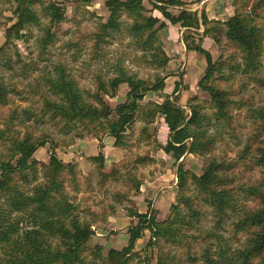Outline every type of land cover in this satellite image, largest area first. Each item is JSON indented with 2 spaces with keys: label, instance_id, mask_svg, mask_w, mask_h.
Instances as JSON below:
<instances>
[{
  "label": "trees",
  "instance_id": "obj_1",
  "mask_svg": "<svg viewBox=\"0 0 264 264\" xmlns=\"http://www.w3.org/2000/svg\"><path fill=\"white\" fill-rule=\"evenodd\" d=\"M76 1L90 5L93 0ZM13 2V22L0 46V67L2 63L11 66L10 46L24 37L22 32L30 25L43 28L42 17L49 19L41 38L46 48L56 37L53 26L66 19L65 7L57 0ZM191 4L185 0H106L109 16L93 34L100 49L107 36L125 30L139 50L151 54V64L163 68L170 57L159 31L168 20L185 29L186 49L203 54L207 61L199 86L208 92L209 101L193 102L198 99L195 96L185 108L179 103L180 82L176 81L171 95L163 102H150L144 112L147 123L161 115L169 128L162 148L177 162L178 194L169 216L159 220L158 209L149 205L140 212L127 193L117 192L119 203H129L124 204L128 215L137 219L129 226L128 243L121 249L111 248L104 254L101 244H90L95 230L92 223L81 220L80 212H99L93 205L81 210L72 193L78 190L77 163L65 162L56 152L59 144L47 135L36 137L25 122L36 116L38 125L48 120L66 132L80 127V138L93 133L99 139V152L87 159L97 165L101 180H108L116 174L106 170L104 136L114 137L115 146H122L143 111L141 101L147 93L163 90L167 76L149 81L118 63L110 76L98 74L96 88L91 90L82 88L62 64L28 89L12 87L0 75V106L12 104V93L38 105L12 110L0 123V264H132L140 255L136 244L147 230L151 232L147 245L157 247L156 264H264V104L238 98L234 92L238 74H247L264 86V77L258 75L264 63V0H234V13L227 19L210 18L205 9L194 11ZM207 36L222 50L217 60L203 46ZM235 51L240 52L241 61L235 59ZM218 78L224 83L232 80L230 88L217 84ZM122 84L129 86L126 100L113 107L106 96H115ZM237 107L247 109L251 126L243 147L235 157L227 158L216 152L224 144L229 148L225 134L239 141L241 125L233 113ZM49 143L50 157L45 163L35 153ZM187 154L205 157L201 174L185 167L182 158ZM140 183L135 182V194L140 193ZM204 205L212 209L213 227L202 225ZM227 218L231 219L232 240L222 233ZM149 261L145 257L144 262Z\"/></svg>",
  "mask_w": 264,
  "mask_h": 264
},
{
  "label": "rangeland",
  "instance_id": "obj_2",
  "mask_svg": "<svg viewBox=\"0 0 264 264\" xmlns=\"http://www.w3.org/2000/svg\"><path fill=\"white\" fill-rule=\"evenodd\" d=\"M57 1H60L65 7L66 19L53 26L52 31L56 34L53 42L49 43L46 48L42 46L41 38L45 32L44 26L49 24V19L42 17L43 28L38 25H30L26 31L22 32L24 37L11 44L8 51L11 57V66L8 68L2 63L0 67V75L10 83V86L25 89H28L29 85L33 87L36 83L43 82L47 76L54 74L57 64L64 65L78 80L82 88L91 90L96 88V76L104 75V73L106 76H110L118 63H123L131 74L149 81H154L157 76H167L163 90L149 92L141 101L143 111L127 132L122 146H115L114 137L104 136L106 170L108 172L112 170V175L116 174L111 175L112 177L108 180L102 181L97 165L87 159L88 156L96 155L99 152V139L93 133L80 138L77 136L78 130H81L80 127L66 132L62 131L56 122L45 120L40 125L36 124L34 121L36 116L25 122L36 137L47 135L55 144H59L56 152L65 162L77 163L78 190H73L72 193L77 197L81 210L93 205V208L99 212L98 215H93L81 211V220L93 224L95 235L90 244L92 246L101 244L104 254H107L111 248L121 249L127 245L128 228L137 221L136 218L128 215L124 204L129 203H119L117 195H115L117 192L127 193L132 204L140 212L147 211L148 206L151 205L158 209L159 220H164L169 216L171 205L176 202L178 194L177 162L171 154L162 148L168 141L169 128L161 115H157L154 122L147 123L144 112L150 102L160 103L165 100L167 95H171L175 89L176 81L180 82L178 100L185 108H188V102L195 96L198 99L193 102L209 101L210 95L199 86V81L205 74L207 61L203 54L186 49L182 39L185 29L180 24H172L168 20H166L168 25L159 31L163 48L170 57L169 63L163 68L153 66L148 59L151 54L139 50L133 43V36L125 30L107 36L99 49L95 44L93 34L99 29L100 22H105L109 16L105 5L106 0H93L90 5H84L76 0ZM233 1L228 0V4L225 1L226 6L234 7L230 9V12L235 10ZM187 2H192L191 8L200 6L199 11L200 8H206L209 5L210 12L219 17V0H207L204 5L202 3V6L201 1ZM194 3L200 5H194ZM145 4L151 9L152 5L148 1ZM13 8V0L0 2V46L5 42L7 27L13 22L11 21V18L14 17ZM153 14L161 16L163 19L158 10H154ZM227 18L226 16L224 19ZM203 46L212 53L214 60L219 59L222 55L221 48L211 37L203 38ZM233 55L237 61H241L239 51H235ZM258 75L264 77V63ZM248 76L247 74L236 75L234 80L235 96L249 99L256 105L264 104V86L261 82ZM216 83L230 88L232 80L224 83L223 79L218 78ZM128 90L129 86L122 84L116 95L106 96V100L114 107L126 100ZM12 94V104L0 106V123L6 120L12 110L17 109L20 112L23 108L38 107L31 102L20 100L18 95ZM233 113L236 115V122L241 125L242 133L239 141L225 134L229 148H224V144L216 152L222 156L227 154V158L235 157L237 151L243 147L251 126V119L246 108L237 107ZM16 122L19 121L16 120ZM20 128L24 130V127ZM107 137L113 138V145L112 140L110 141ZM94 139L96 145H89L86 151L91 154H85L84 151L79 152L75 146L78 141ZM105 142L112 145L110 149L107 148ZM50 145L51 143L40 147L36 151L35 157L47 163L50 157ZM140 158H144V160H140ZM182 159L187 169L197 174L202 173L205 164L204 156L187 154ZM136 181L141 182L138 194H135L134 191ZM203 209L205 215L202 225L213 227L215 217L211 207L204 205ZM102 210H105L106 213H103ZM222 233L231 239L233 234L231 219H226ZM150 236L151 232L147 230L144 236L138 240L136 250L140 255L136 256L132 264H147L144 262L145 257L150 258V264H156L157 247L147 245ZM175 248L180 251L177 246ZM86 256L90 259L88 253Z\"/></svg>",
  "mask_w": 264,
  "mask_h": 264
},
{
  "label": "crops",
  "instance_id": "obj_3",
  "mask_svg": "<svg viewBox=\"0 0 264 264\" xmlns=\"http://www.w3.org/2000/svg\"><path fill=\"white\" fill-rule=\"evenodd\" d=\"M185 1H193V0H185ZM206 1L207 0H203V1H201V6H202V3H203V5H204V2L206 3ZM225 1H227V4H228V0H219V17H217L215 14H213L212 12H210V7H209V5H207V7L206 8H202V9H205L206 10V12L208 13V15H209V17L210 18H219V19H224V18H226V16L227 17H229V16H231V15H233V11H234V9L230 12V9H232V8H234V7H232L231 6V8H230V6H226V2ZM195 4H198V5H200L199 3H194V5ZM199 7L200 6H196L195 8H192L193 10H198L199 9ZM201 8H200V11L202 10ZM199 11V10H198ZM225 11H227V12H225ZM110 141L113 139V138H111V137H107ZM106 140V139H105ZM106 143V142H105ZM107 143H108V141H107ZM106 143V146H107V148L108 149H110V147L113 145V143H114V141L112 140V145L110 146V144H107ZM89 145H96V143H95V139L94 140H81V141H78V143L75 145L76 147H77V149L79 150V152H85V154H91V153H87L86 151H87V148H88V146ZM67 155V154H66Z\"/></svg>",
  "mask_w": 264,
  "mask_h": 264
}]
</instances>
